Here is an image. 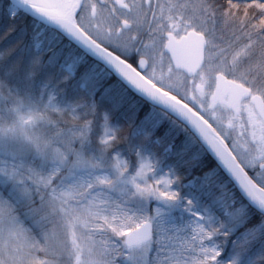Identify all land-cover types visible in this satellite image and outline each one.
Returning <instances> with one entry per match:
<instances>
[{
  "label": "snow or ice",
  "instance_id": "obj_1",
  "mask_svg": "<svg viewBox=\"0 0 264 264\" xmlns=\"http://www.w3.org/2000/svg\"><path fill=\"white\" fill-rule=\"evenodd\" d=\"M0 33V264H264V0H0Z\"/></svg>",
  "mask_w": 264,
  "mask_h": 264
},
{
  "label": "trees",
  "instance_id": "obj_2",
  "mask_svg": "<svg viewBox=\"0 0 264 264\" xmlns=\"http://www.w3.org/2000/svg\"><path fill=\"white\" fill-rule=\"evenodd\" d=\"M20 23H23V21H21ZM0 34H2V33H0ZM2 43L7 44V46H9V47H18L19 46L18 44H16L17 41L14 38V36L13 37H9L7 41H4Z\"/></svg>",
  "mask_w": 264,
  "mask_h": 264
},
{
  "label": "rangeland",
  "instance_id": "obj_3",
  "mask_svg": "<svg viewBox=\"0 0 264 264\" xmlns=\"http://www.w3.org/2000/svg\"><path fill=\"white\" fill-rule=\"evenodd\" d=\"M173 78L175 79V74H174V77ZM191 90H192V88H191V85L189 84V87H188V95L189 96L192 95Z\"/></svg>",
  "mask_w": 264,
  "mask_h": 264
},
{
  "label": "flooded vegetation",
  "instance_id": "obj_4",
  "mask_svg": "<svg viewBox=\"0 0 264 264\" xmlns=\"http://www.w3.org/2000/svg\"><path fill=\"white\" fill-rule=\"evenodd\" d=\"M191 93H192V90H191Z\"/></svg>",
  "mask_w": 264,
  "mask_h": 264
},
{
  "label": "water",
  "instance_id": "obj_5",
  "mask_svg": "<svg viewBox=\"0 0 264 264\" xmlns=\"http://www.w3.org/2000/svg\"><path fill=\"white\" fill-rule=\"evenodd\" d=\"M194 57V56H193Z\"/></svg>",
  "mask_w": 264,
  "mask_h": 264
}]
</instances>
